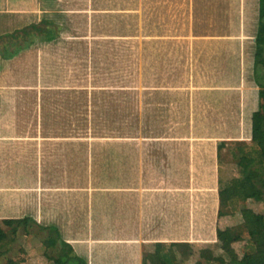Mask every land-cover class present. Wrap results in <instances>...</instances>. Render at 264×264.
Segmentation results:
<instances>
[{"label":"crops","instance_id":"crops-1","mask_svg":"<svg viewBox=\"0 0 264 264\" xmlns=\"http://www.w3.org/2000/svg\"><path fill=\"white\" fill-rule=\"evenodd\" d=\"M263 22L261 0H0V229L71 264L209 257L264 137Z\"/></svg>","mask_w":264,"mask_h":264},{"label":"trees","instance_id":"trees-1","mask_svg":"<svg viewBox=\"0 0 264 264\" xmlns=\"http://www.w3.org/2000/svg\"><path fill=\"white\" fill-rule=\"evenodd\" d=\"M261 1L264 15V0ZM257 44L258 50L264 45V22L258 31ZM259 93L264 99V90H259ZM254 129L263 132L264 121L254 119ZM257 138L260 144L255 148L256 153L252 151L251 155L240 157L236 174L221 183L226 191V204L230 212L227 222L218 227L214 243H209L210 256L199 255L195 259L190 243H171L170 249L158 253L156 257H147L142 264H178L176 252L179 247L186 248L181 251V264H264V211L241 205L242 200L248 199L264 202V137ZM24 220L8 219L6 222L15 224L13 230L17 231ZM21 249L27 251L25 247ZM74 258L76 264H85L82 258ZM23 259L8 258L5 264H14ZM65 261L61 256H49L45 264H71Z\"/></svg>","mask_w":264,"mask_h":264},{"label":"rangeland","instance_id":"rangeland-1","mask_svg":"<svg viewBox=\"0 0 264 264\" xmlns=\"http://www.w3.org/2000/svg\"><path fill=\"white\" fill-rule=\"evenodd\" d=\"M241 205H250L256 210L264 211V202L257 199L242 200ZM221 225L224 221H221ZM39 235L36 231L29 233L25 238V232L23 228L18 227L17 231H14L11 227H3L0 229V264H5L8 258H24L23 260L14 264H45L46 257L44 258L39 245ZM210 244L215 241V236L211 239ZM27 244V251H22L23 244ZM198 255L193 256L197 258ZM47 261V260H46Z\"/></svg>","mask_w":264,"mask_h":264}]
</instances>
